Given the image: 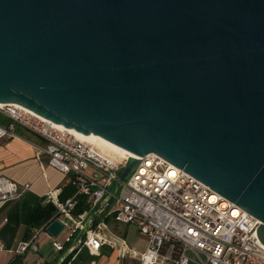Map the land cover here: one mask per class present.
<instances>
[{
  "label": "water",
  "instance_id": "95a60500",
  "mask_svg": "<svg viewBox=\"0 0 264 264\" xmlns=\"http://www.w3.org/2000/svg\"><path fill=\"white\" fill-rule=\"evenodd\" d=\"M4 103L128 158L93 218L156 153L258 217L264 243V0H0Z\"/></svg>",
  "mask_w": 264,
  "mask_h": 264
},
{
  "label": "built area",
  "instance_id": "2783aa9c",
  "mask_svg": "<svg viewBox=\"0 0 264 264\" xmlns=\"http://www.w3.org/2000/svg\"><path fill=\"white\" fill-rule=\"evenodd\" d=\"M0 115L6 119L0 122V139L21 137L19 128L42 137L46 145L40 147V155L74 180L77 192L65 201L56 192L48 194L65 228L72 229L69 244L86 226L76 247H86L92 255L106 246L118 251L122 259L138 256L140 264H264V243L258 235L263 222L156 153L142 159L115 198L93 218L92 211L109 197L128 158L107 153L22 105L0 104ZM28 188L29 184L21 188L0 173V206L20 198ZM77 195L88 198L89 211L74 213ZM105 212L116 222L135 225L147 236L146 250H133L126 238L111 232L104 219L94 225ZM42 231L35 229L31 240L15 252H38ZM54 245L60 251L66 249L58 241Z\"/></svg>",
  "mask_w": 264,
  "mask_h": 264
},
{
  "label": "crops",
  "instance_id": "0c3cea01",
  "mask_svg": "<svg viewBox=\"0 0 264 264\" xmlns=\"http://www.w3.org/2000/svg\"><path fill=\"white\" fill-rule=\"evenodd\" d=\"M0 122H6L2 115ZM18 131L21 137L0 139V173L17 182L21 188L27 184L29 188L20 198L0 206V264H57L64 250H58L54 242L67 247L71 236H66L63 241L59 235L54 237L47 231L53 220L62 218L48 194H59L72 179L69 174L50 166L44 154L40 155V147L46 145L42 137L22 128ZM130 225L133 224L125 225V229L115 226L110 230L126 238L133 250L142 253L147 248V236L133 225L135 229L131 238ZM40 228L43 231L38 252L31 249L25 253L15 252L21 244L31 240L35 229ZM106 248L110 253L95 254L98 257L91 264H140L138 256L129 255L122 259L118 251Z\"/></svg>",
  "mask_w": 264,
  "mask_h": 264
},
{
  "label": "trees",
  "instance_id": "16d2710c",
  "mask_svg": "<svg viewBox=\"0 0 264 264\" xmlns=\"http://www.w3.org/2000/svg\"><path fill=\"white\" fill-rule=\"evenodd\" d=\"M77 192V186L72 182H69L59 193V198L62 201H65L67 198L73 196ZM77 205L74 209L75 214H81L85 211H89L90 209V202L85 195H77ZM108 209V208H107ZM113 217L111 215H107V213H103L101 216L95 219L96 225L101 219L110 222ZM78 231L74 234V237L77 235ZM64 252V251H63ZM98 256L92 255L86 247H82L78 245L72 253H70L63 264H91L93 263Z\"/></svg>",
  "mask_w": 264,
  "mask_h": 264
},
{
  "label": "bare ground",
  "instance_id": "6f19581e",
  "mask_svg": "<svg viewBox=\"0 0 264 264\" xmlns=\"http://www.w3.org/2000/svg\"><path fill=\"white\" fill-rule=\"evenodd\" d=\"M54 123H55V122H54ZM55 124H56L58 127H60V128H66V127L63 126V125H60V124H57V123H55ZM67 129H69V128H67ZM69 130H70L72 133H74L78 138H80V139H82V140H85V141H89V142H91V143L97 145L99 148H101L103 151H105V152H107V153H110V154H116V155H117V154H118V155H121V154H119V153H116V152H114V151H112V150L106 148V147L101 143V138L104 139L102 136L97 135V136H98L97 139H91V138H89V137H87V136H85V135L79 133V132L76 131L75 129H69ZM121 156H123V155H121Z\"/></svg>",
  "mask_w": 264,
  "mask_h": 264
},
{
  "label": "rangeland",
  "instance_id": "374dc122",
  "mask_svg": "<svg viewBox=\"0 0 264 264\" xmlns=\"http://www.w3.org/2000/svg\"><path fill=\"white\" fill-rule=\"evenodd\" d=\"M109 224V229L110 228H114L115 226H118L119 229H125L127 224H123V223H119V222H116L113 218L110 220V222H108ZM133 228L135 229V227H133V225H130V229H131V232H130V237L132 238L133 237ZM72 234V229L69 228V227H66L60 234H59V239L60 240H63L65 239L66 236L70 237ZM75 238V237H74ZM73 238V239H74ZM64 241V240H63Z\"/></svg>",
  "mask_w": 264,
  "mask_h": 264
}]
</instances>
